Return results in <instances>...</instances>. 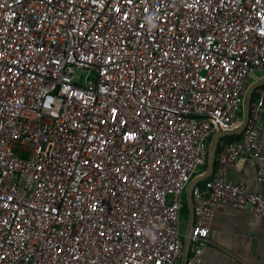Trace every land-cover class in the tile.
<instances>
[{
  "label": "built area",
  "instance_id": "built-area-1",
  "mask_svg": "<svg viewBox=\"0 0 264 264\" xmlns=\"http://www.w3.org/2000/svg\"><path fill=\"white\" fill-rule=\"evenodd\" d=\"M264 71V0H0V264H181L186 188ZM240 140L193 188L202 264L217 207L264 221L227 168L263 161L257 90Z\"/></svg>",
  "mask_w": 264,
  "mask_h": 264
},
{
  "label": "crops",
  "instance_id": "crops-1",
  "mask_svg": "<svg viewBox=\"0 0 264 264\" xmlns=\"http://www.w3.org/2000/svg\"><path fill=\"white\" fill-rule=\"evenodd\" d=\"M262 78H264V71L257 72L255 76L249 79L248 89L252 83ZM262 89L264 90V85L257 90ZM261 123L262 152L264 156V110L261 116ZM227 137L221 138L219 144L220 151L223 143L231 141ZM219 152L217 151V156ZM217 164L218 161L216 162L215 169L217 168ZM206 167L202 169V172L205 171ZM260 167L264 170V160L251 159L240 166H229L227 168V177L232 182L244 184L248 191L258 193L263 190L262 183L258 181ZM201 182L203 183L204 181ZM183 218L185 242L188 215L187 217L183 216ZM192 250L193 243L190 254ZM202 264H264V221L249 210L228 204L219 205L212 221L211 236L203 252Z\"/></svg>",
  "mask_w": 264,
  "mask_h": 264
},
{
  "label": "water",
  "instance_id": "water-1",
  "mask_svg": "<svg viewBox=\"0 0 264 264\" xmlns=\"http://www.w3.org/2000/svg\"><path fill=\"white\" fill-rule=\"evenodd\" d=\"M264 85V78L259 79L252 83L247 91L246 97H245V105H244V113H243V119L241 124L233 129V130H218L215 132L211 138L210 148H209V155H208V163L207 167L204 172L201 174L195 176L190 183L187 185L186 188V198H187V206H188V228L186 232V238H185V247H184V255L182 258L181 264H187L191 246H192V230L194 226V219H195V211H194V199H193V188L194 186L204 181L208 178H210L215 170L216 162H217V151L219 148L220 140L224 136H230V135H236L241 134L245 130V127L249 121L250 113H251V106L253 101V95L255 91Z\"/></svg>",
  "mask_w": 264,
  "mask_h": 264
},
{
  "label": "trees",
  "instance_id": "trees-1",
  "mask_svg": "<svg viewBox=\"0 0 264 264\" xmlns=\"http://www.w3.org/2000/svg\"><path fill=\"white\" fill-rule=\"evenodd\" d=\"M257 96H258V94H257V92H255L254 95H253V101L252 102H254V99H256ZM241 137H242V134H238V135L228 136L227 138H229L231 140H239ZM219 151H220V148L218 149V152ZM187 215H188V206H187V200H186V197H185L184 207H183V210H182V216L187 217Z\"/></svg>",
  "mask_w": 264,
  "mask_h": 264
},
{
  "label": "rangeland",
  "instance_id": "rangeland-1",
  "mask_svg": "<svg viewBox=\"0 0 264 264\" xmlns=\"http://www.w3.org/2000/svg\"><path fill=\"white\" fill-rule=\"evenodd\" d=\"M242 118H243V115H242Z\"/></svg>",
  "mask_w": 264,
  "mask_h": 264
}]
</instances>
